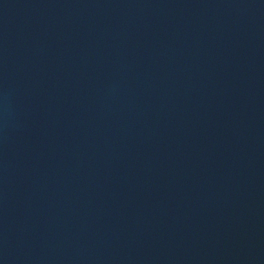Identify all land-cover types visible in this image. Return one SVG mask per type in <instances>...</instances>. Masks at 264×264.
<instances>
[{
    "label": "water",
    "instance_id": "water-1",
    "mask_svg": "<svg viewBox=\"0 0 264 264\" xmlns=\"http://www.w3.org/2000/svg\"><path fill=\"white\" fill-rule=\"evenodd\" d=\"M0 264H264V0H0Z\"/></svg>",
    "mask_w": 264,
    "mask_h": 264
}]
</instances>
